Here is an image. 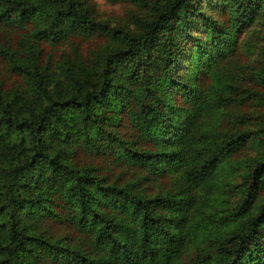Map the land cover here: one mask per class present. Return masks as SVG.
<instances>
[{"label":"trees","instance_id":"trees-1","mask_svg":"<svg viewBox=\"0 0 264 264\" xmlns=\"http://www.w3.org/2000/svg\"><path fill=\"white\" fill-rule=\"evenodd\" d=\"M107 1L145 12L133 28L92 0H0V264H264V153L224 207L245 139L235 34L209 0ZM225 1L236 29L264 11ZM65 42L53 77L45 45Z\"/></svg>","mask_w":264,"mask_h":264},{"label":"rangeland","instance_id":"rangeland-1","mask_svg":"<svg viewBox=\"0 0 264 264\" xmlns=\"http://www.w3.org/2000/svg\"><path fill=\"white\" fill-rule=\"evenodd\" d=\"M92 1L98 18L106 19L109 23L124 24L133 28L132 14L141 15L145 12L144 9L128 3H110L107 0ZM207 3L202 4V10L235 34V53L232 56V64L229 66L231 72L237 73L236 78L233 79V76L230 78L231 83L234 84L232 94L238 97L246 95L243 106L246 121L238 129L245 132L244 143L232 155L235 163L221 177L224 207L231 209L237 205L241 198L243 173L249 169L255 159L264 153V80L261 79V76L264 75V11H260L258 8V12L254 13L249 19L250 23L247 26L236 29L229 23L230 13H227L229 3H226L225 0H209V4ZM191 33L193 37L200 40L205 37L200 26ZM6 34L12 35L13 38L15 35L13 30L7 31ZM105 41L100 36H93L88 40L85 39L79 42L78 49L82 52L90 51L91 48H99ZM71 46H73L71 42L45 45L42 60L47 61L49 71L53 77L57 76L55 65L57 60H61V53L66 58L72 56ZM187 48L188 43L185 45L184 50H187ZM189 52H191V49H189ZM183 61L186 64L188 63L185 60ZM182 71L183 68L180 73ZM117 171L116 168L112 170L113 177ZM152 189L148 191L149 194L154 193L155 189ZM262 197H264V181L256 188L251 208L256 207ZM53 226L57 234H63L61 232L65 227L54 222L51 223V227ZM62 242L64 243V241Z\"/></svg>","mask_w":264,"mask_h":264}]
</instances>
